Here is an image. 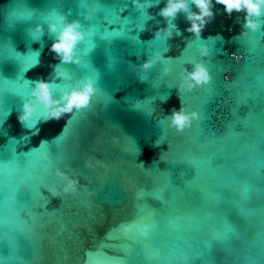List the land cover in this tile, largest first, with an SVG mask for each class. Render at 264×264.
<instances>
[{"label": "water", "instance_id": "water-1", "mask_svg": "<svg viewBox=\"0 0 264 264\" xmlns=\"http://www.w3.org/2000/svg\"><path fill=\"white\" fill-rule=\"evenodd\" d=\"M164 3L0 0V264H264V20L246 30L243 13L215 5L199 36L178 15L168 37ZM53 9L92 34L82 64L31 35ZM158 56L169 63L143 69ZM197 63L210 82L181 90ZM89 79L88 107L19 120L37 82L61 99ZM181 110L196 116L179 131ZM140 217L147 235L131 239Z\"/></svg>", "mask_w": 264, "mask_h": 264}, {"label": "clouds", "instance_id": "clouds-1", "mask_svg": "<svg viewBox=\"0 0 264 264\" xmlns=\"http://www.w3.org/2000/svg\"><path fill=\"white\" fill-rule=\"evenodd\" d=\"M135 6L139 9L143 7L142 0H134ZM215 5H223L224 11L228 16L234 12L243 13V29L255 32L262 27L261 20H264V0H165L164 6L160 8L159 15L163 17L167 23V36L173 35L176 25L174 23L178 15H183L189 22L187 31L199 36L206 25L215 18ZM195 9V10H194ZM36 12L30 6L22 10H13L11 15L14 20L27 22L31 19L32 14ZM246 34V33H244ZM34 39L43 38L45 35L54 37L51 45V51L56 54L62 63L82 64L79 46L85 45L90 52L94 47L92 34L83 28L79 20H69L66 14L53 9L45 14L43 23H37L31 31ZM9 55H15L14 50L8 48ZM202 54L207 56L209 49L202 48ZM161 60L165 65L169 61L162 56L156 59H149L143 64V69L148 70ZM165 73L171 71L165 67ZM62 77H66V72L59 73ZM183 80L180 85L181 90H191L203 84H207L211 80L208 68L203 63H197L191 72L185 71ZM97 85L94 79H89L82 88L74 89L65 93L61 99L55 98V92L46 80H41L35 84L32 90V96L35 98L36 104L27 102L23 104V113L19 116L20 121L29 120L38 109L43 108L48 118H60L64 113H70L73 109H82L90 105L94 94L97 92ZM196 113H185L184 111H176L171 117V126L182 131L187 127ZM57 175L64 183L63 191L66 194H75L79 189L78 181L63 172ZM146 217L135 219L130 225V238L145 237L147 235V227L145 224ZM150 255L156 253L150 252Z\"/></svg>", "mask_w": 264, "mask_h": 264}, {"label": "snow or ice", "instance_id": "snow-or-ice-1", "mask_svg": "<svg viewBox=\"0 0 264 264\" xmlns=\"http://www.w3.org/2000/svg\"><path fill=\"white\" fill-rule=\"evenodd\" d=\"M13 91H14L16 94L21 95L20 91L17 89L16 86L14 87ZM33 123H34V121H33ZM31 126H32V125L30 124L29 127H31Z\"/></svg>", "mask_w": 264, "mask_h": 264}]
</instances>
